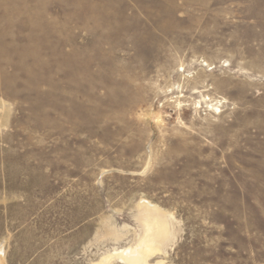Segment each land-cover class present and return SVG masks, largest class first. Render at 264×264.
<instances>
[{"label":"rangeland","instance_id":"1","mask_svg":"<svg viewBox=\"0 0 264 264\" xmlns=\"http://www.w3.org/2000/svg\"><path fill=\"white\" fill-rule=\"evenodd\" d=\"M150 234L148 264H264V0H0V264Z\"/></svg>","mask_w":264,"mask_h":264},{"label":"bare ground","instance_id":"2","mask_svg":"<svg viewBox=\"0 0 264 264\" xmlns=\"http://www.w3.org/2000/svg\"><path fill=\"white\" fill-rule=\"evenodd\" d=\"M151 208H156V207L153 206ZM155 223H156L155 220L152 222H148V230H149L148 232H151L152 230L157 228L158 222L156 225ZM162 228L163 227H161V230ZM153 238H154V235L150 234V236H147L142 242H140L138 246L127 249L126 251L122 252L119 256L121 257V259L126 260L129 264H148L146 257H148L151 251L155 249V246L152 245L153 243L150 240Z\"/></svg>","mask_w":264,"mask_h":264}]
</instances>
